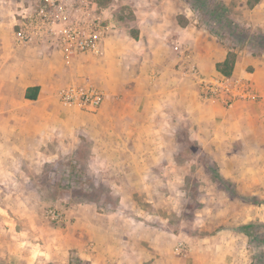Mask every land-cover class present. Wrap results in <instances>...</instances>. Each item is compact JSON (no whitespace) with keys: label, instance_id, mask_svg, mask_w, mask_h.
Returning <instances> with one entry per match:
<instances>
[{"label":"crops","instance_id":"0c3cea01","mask_svg":"<svg viewBox=\"0 0 264 264\" xmlns=\"http://www.w3.org/2000/svg\"><path fill=\"white\" fill-rule=\"evenodd\" d=\"M31 1L0 0L2 193L9 194L19 180L28 181V192L39 194L32 178L41 167L83 143L92 168H114L119 178L138 181L165 174L173 178L166 165L175 164L180 133L197 140L218 164L234 163V145H263L264 150V59L236 56L232 75L250 79L259 98L225 106L200 96L184 53L202 74L213 75L228 51L207 30L190 21L180 24L179 5L174 9L169 0H146L154 7L139 16L137 36L115 28L101 41L98 54L67 58L52 45L15 41L20 6ZM263 2L258 0L255 8ZM249 64L252 68L246 70ZM75 83L103 93L97 110L61 103L59 92ZM225 171L234 181V171ZM115 186L123 204L127 191ZM29 254L13 251L8 262L24 264L20 260H30Z\"/></svg>","mask_w":264,"mask_h":264},{"label":"rangeland","instance_id":"374dc122","mask_svg":"<svg viewBox=\"0 0 264 264\" xmlns=\"http://www.w3.org/2000/svg\"><path fill=\"white\" fill-rule=\"evenodd\" d=\"M219 1L227 8L218 15L223 25L192 0L167 5H179L180 24L190 21L207 30L227 51L264 59V46L251 42L264 32V2L255 8L248 5L254 0ZM97 2L115 28L132 35L139 16L154 7L146 0ZM177 137L175 164L166 165L174 171L171 179L162 174L138 181L119 178L114 168H92L83 143L41 167L32 178L39 194L25 189L28 181L15 180L9 194L0 191V264L16 263L8 262L13 251L31 253L30 260H20L24 264H264L263 145H234V163L218 164L197 140L182 133ZM225 170L234 171V181ZM215 171L234 192L212 176ZM116 183L127 191L123 204ZM48 207L60 211L59 222L44 216Z\"/></svg>","mask_w":264,"mask_h":264},{"label":"built area","instance_id":"2783aa9c","mask_svg":"<svg viewBox=\"0 0 264 264\" xmlns=\"http://www.w3.org/2000/svg\"><path fill=\"white\" fill-rule=\"evenodd\" d=\"M17 16L14 38L18 44L52 45L67 58L98 54L101 41L115 29L97 0H35L20 6ZM185 56L203 99L216 100L225 106L241 100H258L250 79L221 73L204 75L191 62L189 54ZM59 97L68 107L89 111L97 110L103 102L101 91L76 83L62 89ZM44 216L54 222L62 219L55 207L46 208ZM176 249L180 252L183 248Z\"/></svg>","mask_w":264,"mask_h":264},{"label":"trees","instance_id":"16d2710c","mask_svg":"<svg viewBox=\"0 0 264 264\" xmlns=\"http://www.w3.org/2000/svg\"><path fill=\"white\" fill-rule=\"evenodd\" d=\"M194 2V4L196 6H198V8H200L203 12H206V14L211 18L214 19V23L217 25H223L222 22V18L218 17L219 13H223L224 11L227 10L226 6L224 4H222L219 0H192ZM258 0H254L253 2L248 1V5L253 6L255 3H257ZM214 5L215 7L213 8V11L210 10L209 5ZM217 5V6H216ZM215 12H217L215 15ZM207 28L210 32H213L215 35L219 36V33H217V31H215L212 26H210V24H207ZM235 35L237 33H234ZM238 35V34H237ZM134 37L137 36V32L134 33L133 35ZM252 43H257V44H261V46H264V32H260L257 36L256 39H252L251 40ZM236 61V54L232 53L230 51L227 52L226 58L223 61L217 62L216 63V70L221 73L224 76H230L232 75L233 69H234V64ZM35 90H37V87H35ZM29 96V94H28ZM31 98H35V94L33 96H31ZM214 174V175H213ZM212 176L214 178H216V180H218L225 189H227L230 192H234L232 191V189H230L227 184H229V181L225 178H223L222 176H220V174L215 171L213 172ZM246 226H250V224H247ZM242 230V229H241Z\"/></svg>","mask_w":264,"mask_h":264}]
</instances>
